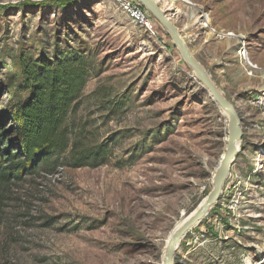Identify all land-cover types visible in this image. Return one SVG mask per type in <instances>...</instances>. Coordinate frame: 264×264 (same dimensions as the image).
I'll return each mask as SVG.
<instances>
[{
	"label": "rangeland",
	"instance_id": "1",
	"mask_svg": "<svg viewBox=\"0 0 264 264\" xmlns=\"http://www.w3.org/2000/svg\"><path fill=\"white\" fill-rule=\"evenodd\" d=\"M157 1L175 6L173 22L244 132L221 199L174 264H264V0ZM56 47L88 61L70 124L108 158L0 189V264H163L172 233L213 189L228 116L167 31L153 37L115 0H0V111L25 97L10 88L19 57Z\"/></svg>",
	"mask_w": 264,
	"mask_h": 264
},
{
	"label": "trees",
	"instance_id": "2",
	"mask_svg": "<svg viewBox=\"0 0 264 264\" xmlns=\"http://www.w3.org/2000/svg\"><path fill=\"white\" fill-rule=\"evenodd\" d=\"M83 54L56 47L51 57H19L20 82L10 88L25 97L0 111V189L41 168L94 167L107 160L105 145L89 147L70 124L90 77Z\"/></svg>",
	"mask_w": 264,
	"mask_h": 264
},
{
	"label": "water",
	"instance_id": "3",
	"mask_svg": "<svg viewBox=\"0 0 264 264\" xmlns=\"http://www.w3.org/2000/svg\"><path fill=\"white\" fill-rule=\"evenodd\" d=\"M143 8L150 13L164 30L170 35L172 43L179 51L183 61L191 67L202 86L209 92L213 101L222 109L229 119V136L226 151L223 155L219 168L213 179V189L206 199L199 205L184 223L177 228L167 244L163 264H174L176 252L180 243L188 233L196 226L201 225L210 211L216 206L222 197L223 189L230 175L235 160L240 152L243 140L242 119L235 106L228 101L222 92L211 80L207 71L195 59L190 48L185 42L181 30L175 25L172 18L177 13L174 9H165L157 0H137Z\"/></svg>",
	"mask_w": 264,
	"mask_h": 264
},
{
	"label": "built area",
	"instance_id": "4",
	"mask_svg": "<svg viewBox=\"0 0 264 264\" xmlns=\"http://www.w3.org/2000/svg\"><path fill=\"white\" fill-rule=\"evenodd\" d=\"M115 3L122 10L123 13L132 21V23L140 26L153 37L158 38L160 35V24L156 19L148 13L137 0H115ZM207 14L201 12L198 18V23L201 27H205ZM206 28V27H205ZM240 54L245 55V51L241 50ZM258 105L264 104V95L256 99ZM264 107V106H263Z\"/></svg>",
	"mask_w": 264,
	"mask_h": 264
},
{
	"label": "bare ground",
	"instance_id": "5",
	"mask_svg": "<svg viewBox=\"0 0 264 264\" xmlns=\"http://www.w3.org/2000/svg\"><path fill=\"white\" fill-rule=\"evenodd\" d=\"M185 1H187V0H185ZM185 1H184V2H185ZM171 2H174V1L172 0ZM160 4H161V6H163L165 9H170V10L174 9V7H175V6L173 7V4L169 5L170 3H169V2H166V1H161ZM171 6H172V7H171ZM169 7H170V8H169ZM176 8H177V7H176ZM177 12H178V11H176V13H177ZM193 14H194V13H193ZM177 15H178V14H177ZM210 35H211V34H210ZM226 36H227V37H228V36H229V37H237L236 35H234V34H232V33H228V34H226ZM249 65L252 66L251 63H249ZM211 98H212V97H211ZM223 112H224V111H223ZM222 158H223V157H222ZM218 168H219V167H218ZM215 174H216V172H215ZM214 176H215V175H214ZM213 179H214V177H213ZM213 183H214V182H213ZM213 186H214V185H213ZM193 213H194V212H193ZM193 213H192V214H193ZM188 217H189V216H188ZM188 217H187V218H188ZM187 218H186V219H187ZM184 221H185V220H184ZM184 221H182V224L184 223ZM182 224H181V225H182ZM181 225H179V227H180ZM179 227H178V228H179ZM176 230H177V229L174 230V232L172 233L170 239L172 238V236H173V234L175 233ZM170 239H169V241H170ZM169 241H168V243H169ZM165 251H166V250H165ZM247 264H253V263H252V262L250 263V261H247Z\"/></svg>",
	"mask_w": 264,
	"mask_h": 264
},
{
	"label": "crops",
	"instance_id": "6",
	"mask_svg": "<svg viewBox=\"0 0 264 264\" xmlns=\"http://www.w3.org/2000/svg\"><path fill=\"white\" fill-rule=\"evenodd\" d=\"M181 2V1H180ZM172 19H174V16L172 17Z\"/></svg>",
	"mask_w": 264,
	"mask_h": 264
}]
</instances>
